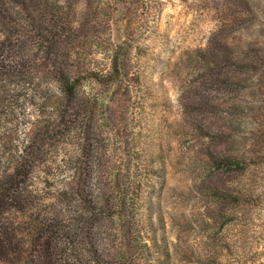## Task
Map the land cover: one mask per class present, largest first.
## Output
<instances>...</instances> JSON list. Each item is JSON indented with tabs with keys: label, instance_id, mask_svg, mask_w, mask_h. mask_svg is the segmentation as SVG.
I'll return each instance as SVG.
<instances>
[{
	"label": "rangeland",
	"instance_id": "374dc122",
	"mask_svg": "<svg viewBox=\"0 0 264 264\" xmlns=\"http://www.w3.org/2000/svg\"><path fill=\"white\" fill-rule=\"evenodd\" d=\"M69 2L83 26L72 69L107 67L114 44L128 49L129 89L79 88L96 109L85 136L140 198L134 218L101 220V252L113 264H264V0ZM17 88L0 155L35 134L33 85ZM32 186L54 189L41 171Z\"/></svg>",
	"mask_w": 264,
	"mask_h": 264
},
{
	"label": "trees",
	"instance_id": "16d2710c",
	"mask_svg": "<svg viewBox=\"0 0 264 264\" xmlns=\"http://www.w3.org/2000/svg\"><path fill=\"white\" fill-rule=\"evenodd\" d=\"M69 3L0 0V121L25 81L33 85L37 113L33 137L0 155V264H113L96 242L100 222L128 221L140 209L136 183L115 180L116 172L104 165L112 152L86 137L81 122L96 113L93 100L79 94L84 81L129 89L128 49L114 44L107 67L72 69L67 60L81 58L83 26ZM199 78L209 88L214 82L212 74ZM224 105L218 103L227 112ZM74 137L77 145L66 149ZM37 171L53 179L50 195L40 194L45 186H32Z\"/></svg>",
	"mask_w": 264,
	"mask_h": 264
}]
</instances>
